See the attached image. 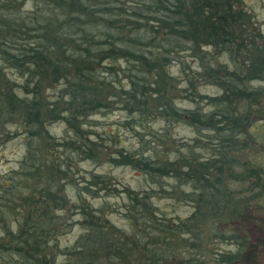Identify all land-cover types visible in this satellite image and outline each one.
I'll list each match as a JSON object with an SVG mask.
<instances>
[{"label":"trees","instance_id":"obj_1","mask_svg":"<svg viewBox=\"0 0 264 264\" xmlns=\"http://www.w3.org/2000/svg\"><path fill=\"white\" fill-rule=\"evenodd\" d=\"M246 13L235 0H0V132L10 124L25 128V151L12 170L17 179L0 184V222L14 217L0 230V264H204L207 255L198 254L206 224L217 234V225L249 221L251 202H261L264 195V169L238 156L248 144L240 137L250 139L251 114L264 120V89L258 88L264 84V35L245 28ZM222 51L232 67L217 59ZM187 57L199 61L196 78L190 71L184 78L191 88L199 80L222 90L211 99L218 106L211 113L180 107L173 94L169 97L168 69L176 63L184 71ZM45 88L57 89L53 98H45ZM116 91L131 129L142 127V115L149 111L213 133L215 148L207 158L197 156L190 144L162 167L143 152L123 150L113 158L116 164L137 165L150 178L176 180L169 195L195 205L186 221L178 219L166 232L174 235L172 240L183 233L197 240L190 245L196 255H182L174 241L154 245L147 228L160 225L144 210L150 194L122 190L129 198L127 211L141 214L135 215L136 223L143 221L133 240L111 228L104 211L85 197L84 192L97 197L98 175L84 176L80 184L68 177L71 155L95 157L86 125ZM57 119L65 136L55 137L49 129ZM72 184L78 200L65 192ZM241 184L244 190L234 186ZM11 192L20 203L8 202ZM67 210L78 214L84 232L60 248L59 236L74 224L59 214ZM148 237L152 241L143 242ZM218 237L237 246L213 255L219 264L250 263L257 256L236 230L220 231Z\"/></svg>","mask_w":264,"mask_h":264},{"label":"rangeland","instance_id":"obj_2","mask_svg":"<svg viewBox=\"0 0 264 264\" xmlns=\"http://www.w3.org/2000/svg\"><path fill=\"white\" fill-rule=\"evenodd\" d=\"M235 1L247 11L246 19L243 21L246 25L245 28L249 29L252 33L260 32L264 35V0ZM213 50L211 49L210 52H213ZM216 57L218 60L227 62L228 67H232L228 54L224 51L219 52ZM198 63V60H192L191 57H187L184 71L176 63L168 69L172 76L169 97L173 94L175 103L180 107L195 110L199 107L200 112L211 113L218 107L216 105L217 100L211 99L220 97L222 90L213 84H201L199 80L191 88L187 84V80H184L186 78L185 75L189 71L191 72L189 74L196 78L194 72H197L196 67ZM6 73L12 80H15L16 77L12 75L14 74L12 69L7 68ZM120 76L121 74H119L118 78ZM110 78L113 77L110 76ZM252 83L255 84L254 81ZM56 91V88H45L43 89V95L45 98H53L52 96ZM120 95L121 93L118 91L115 92V97L110 93V100L106 98L110 104L100 110V112L92 115L91 125L86 126L92 133L90 137L93 142H91L89 149L93 150L95 157L80 159L78 157L74 158L71 155L69 164L73 169L68 171V177L76 179L77 183L80 184L82 183L79 182L82 180L80 178H84L85 176L89 179L93 174L98 175L101 182H98L93 187V191L96 192L97 197H91V192H84L85 197L92 203V206L104 211L107 219H109V224L112 226L111 228L118 229L120 235L128 236L133 240H136L140 236L143 221L136 223L134 220L135 215L140 217L141 214H134V211L129 213L127 211L129 198L127 193L122 192V190L127 188L132 192V196L150 194L151 196L147 200H144L149 207L147 208L146 206L144 210L153 222H157L160 225V229L155 226L147 228L150 237H154V245L157 244V241L160 243L164 240L165 242L174 241L178 243V249L182 252V255H196L197 253H193L194 248H191L190 245L192 242H198L197 240L194 241L191 236H187L184 233L183 235L177 234L172 240L174 235L166 232L172 228L171 225H175L178 219L186 221L194 210L195 205L194 203L182 201L181 195L180 199L169 195L171 190H173L172 188L177 184L176 180L171 176L161 177L160 175L150 178L141 172L139 170L140 167L137 165L131 163L116 164L113 158L119 151L123 150L132 153L143 152L148 160L159 162L162 167V164H167L170 160L175 159L178 149L185 151L190 144L194 146L192 149L196 155L203 159L209 157L215 148L212 138L213 133L211 131H197L194 127L192 128L184 124L183 121H165L163 117L159 116V113L152 115V112L149 111L144 112L145 114L142 115V120L140 121L142 127L131 129L128 125L130 121L129 114L122 109L121 104L117 101L120 99ZM262 105L264 106V100L262 101ZM233 106H230V108ZM47 109L50 108L46 107ZM45 112L47 117L46 115L44 117L48 119L50 112ZM57 116L61 118L62 114L58 112ZM248 123H250L247 127L250 139H246L245 136L240 137V141H243L242 143H246L247 141L248 144L244 146L241 154L238 156V160L241 162L244 160L250 161L249 165L251 162L255 166L262 165V169H264V120L259 119L258 114L255 116L251 114ZM48 124L51 133L55 137L66 135L64 133V124L60 119L52 120ZM23 130H25L24 127L10 124L8 128L4 127V132L2 130L0 132V184L6 179H12V176L15 177V180L17 179L12 170L18 168L19 161L22 159L25 151V137L23 135L25 132ZM237 170L241 171V168ZM245 185L241 184L240 187L234 186L235 188L244 190ZM183 187L185 188V186ZM178 191L180 190L176 186V193ZM2 192L3 188L0 187V195ZM65 192L71 198V201L79 199L74 184L67 185ZM245 192L246 194L249 193L248 191ZM8 195L10 199L8 202L11 204L20 203L19 198L14 197L12 192ZM260 201L259 203L255 201L251 202L252 204L249 206V221H244L240 224L217 225V229H219L217 234L214 233L215 227L210 230L209 225L206 224L204 226V229L207 231V237H204L202 244H199L200 253L198 254L202 255L203 252V255H207L204 264H219L213 260V255H217L216 253L218 252L226 253L229 250L236 249L235 242L231 240L224 242L221 237H218L220 231L225 233V235H229L233 230H236L242 238H245L247 245H250L252 250L255 251L254 255H257L252 258L250 263L244 262L243 264H264V195ZM142 208L143 205L140 204V209ZM59 214L67 221H74V224L58 238L57 246L59 245L60 248H63L72 245L80 234L84 232V228L77 222L79 218L78 214H71V210L60 211ZM13 221V216L10 217L9 221H1L0 230L5 229ZM144 221H148V219L145 218ZM150 237H148L150 240L145 238L143 242H151L152 239ZM165 237H169V239ZM155 248L157 247L155 246ZM158 248L160 249V247ZM62 257L60 256L59 258L62 259Z\"/></svg>","mask_w":264,"mask_h":264},{"label":"flooded vegetation","instance_id":"obj_3","mask_svg":"<svg viewBox=\"0 0 264 264\" xmlns=\"http://www.w3.org/2000/svg\"><path fill=\"white\" fill-rule=\"evenodd\" d=\"M258 88H261V89L263 88L264 89V84L260 83Z\"/></svg>","mask_w":264,"mask_h":264}]
</instances>
